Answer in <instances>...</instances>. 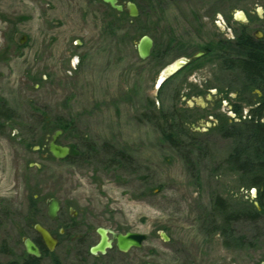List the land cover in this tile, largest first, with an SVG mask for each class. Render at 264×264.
Listing matches in <instances>:
<instances>
[{
	"label": "rangeland",
	"instance_id": "1",
	"mask_svg": "<svg viewBox=\"0 0 264 264\" xmlns=\"http://www.w3.org/2000/svg\"><path fill=\"white\" fill-rule=\"evenodd\" d=\"M134 2L138 16L127 12L114 19L101 0H0V98L14 113L13 121L0 126V264H8L22 249L16 227H22L30 208L36 205L45 219L50 197L60 200L59 215L90 216L103 223L117 218L149 234L153 239L143 246V260L173 263L168 259L172 247L188 264H264V213L232 223V231L244 237L242 247L227 246L225 237L213 234L205 222L217 194L235 207L255 198L240 174L224 167L231 139L204 125L198 129L201 150H193L189 160L165 141L162 122L149 118L154 101L158 114L186 108L188 122L211 121L198 114L203 117L213 109L230 120L237 117L231 100L218 92L206 107H188L192 96L199 95L176 92L179 74L156 88L175 53L157 66L137 52L143 35L164 44L169 27L189 51L211 37L233 39L234 21L224 13L235 9L250 12L253 29L263 27L264 12L258 16V8L264 10V0ZM217 52L201 60L193 85L219 77L225 89L229 78H235L238 71L227 72L215 62ZM257 95V89L247 95L251 104ZM57 117L71 122L59 137L75 147L77 153L69 159L46 151L52 134H43L41 120ZM42 137L44 152L38 145L30 150L29 143ZM116 150L130 160L115 163ZM34 193L37 202L31 199ZM161 231L172 237L171 244L161 239Z\"/></svg>",
	"mask_w": 264,
	"mask_h": 264
},
{
	"label": "flooded vegetation",
	"instance_id": "2",
	"mask_svg": "<svg viewBox=\"0 0 264 264\" xmlns=\"http://www.w3.org/2000/svg\"><path fill=\"white\" fill-rule=\"evenodd\" d=\"M127 2L128 1L122 3ZM259 8L258 16L261 17L264 10L262 8V12L260 13ZM125 10L128 12L127 9ZM239 11L244 13L245 19L239 17ZM218 15L221 17L220 13H218ZM224 15L228 20H233L234 23H239V27L234 25V23L231 24L233 39L220 38L217 36L211 37L203 44L198 45L196 49L189 51L186 46L187 44L180 41L177 36L173 34L174 32L172 28L169 27L171 32L164 44H160L156 36L151 37L153 39V47L149 57H151L152 61L156 62L157 66L165 64V58L172 53H175L174 61L180 58H188L189 61L187 64L171 76L175 77L178 74L181 76L182 82L176 89V92L179 95H199V97L201 93L207 94L206 97L202 96L206 102L205 105L197 102L198 97L196 98L192 96L193 104H190L188 101V107H194L198 105L200 107H206V105L209 104V101L207 100L212 99L219 92L220 96L223 95L225 100H231L233 112L237 116L232 119L239 120L240 116H247L245 115V112L247 111L244 110L245 108H243V105L245 106L246 104H250L248 111H250L253 107L251 104V101L253 100L247 97V95L251 93L247 87H242V85L239 87L237 86L236 82L232 81L233 78H229V80L232 82L227 83V86L224 89L220 87L218 83V80L220 79L219 77H217L216 81L212 83H209L207 80H205V78H201L203 83H199L197 86L192 84L194 78L198 76V72L195 70L201 67V60L205 59V57L209 56V54H212V52L215 50L218 51L216 53V58L214 59L215 62L221 64V69L234 73L237 70H229L224 68L223 62L246 58L245 47L241 45L243 38L255 39L257 41L264 40V25L263 27L260 26L259 28L253 29L251 26L253 19L250 12H247L244 9H235L233 13H224ZM218 22L221 23L222 21L219 19ZM196 29L197 27L195 30ZM236 74L237 75H235V77H239V73ZM187 85H189V87H186ZM258 91L261 95V91ZM211 107L214 108L213 103L211 104ZM148 109L150 110H148L149 114H151L152 107L150 105ZM214 116L216 119H214ZM198 117H206L211 121H205L204 118L199 120L197 119V121L193 120V122H187L186 124L189 125L194 131H198V129L203 130L204 128H202V126L204 125L207 127V129H210L213 128V126L217 127L221 123L220 114L214 111V109L212 110L211 114H203V117L201 114H198ZM208 122L210 124H208ZM48 199L46 200L47 216L45 219L44 217L38 215L39 209L36 205H34L33 208H30L29 217L25 218L22 227H16L18 233L16 242L22 245V249L17 252L16 257L8 261V264H41L43 259L45 260L46 264H188L186 260H179V251L172 247L168 248L171 253V256H169L168 259L173 260V263L161 262L158 260H143V246L148 240L153 239L149 236V234L145 233L146 238L143 240L141 245H131L127 250H123L119 246V239L117 236L118 234L126 235L129 232L141 234L143 232L136 230L135 227H132L126 221H122L121 219L117 218H111L108 220V222L103 223L90 216L75 214L64 216L59 215L62 209L59 199L60 207L58 214L55 217H51L48 212ZM37 201L38 200H36V202ZM36 224H41L51 233L55 241L53 249H50L47 246L40 233L36 230ZM100 229H104L109 245L106 246L104 252L100 250L93 252V247L97 246L102 241V233L100 232ZM160 237L168 244L172 243L171 236L168 235L169 239H164L160 232ZM27 238H30L39 248V256H35L27 252L25 246V240ZM148 252L156 253V250L149 249Z\"/></svg>",
	"mask_w": 264,
	"mask_h": 264
},
{
	"label": "trees",
	"instance_id": "3",
	"mask_svg": "<svg viewBox=\"0 0 264 264\" xmlns=\"http://www.w3.org/2000/svg\"><path fill=\"white\" fill-rule=\"evenodd\" d=\"M126 1L134 0H121V2ZM107 7L109 16L114 19H118L120 14H127L126 10L117 12L109 5ZM12 41L15 43L14 38ZM241 45L245 47L246 58L225 61L223 67L238 71L239 77L232 79L233 82L237 83V86L247 87L251 93L252 90L258 89L261 91V95H257L258 101L252 103L253 107L249 115L240 116L239 120L232 118L229 120L220 115L221 123L215 129L223 137L231 139L232 142V148L224 159V167L239 173L245 185L250 189L252 187L257 188L259 195L253 201L240 202L235 207L227 199L217 194L213 197L211 209L205 214L208 230L213 234L220 233L223 235L226 245L232 247L244 246V237L237 236L232 231V223L244 217L256 220L264 213V40L243 38ZM150 106L152 113L149 114V118L155 122H162L160 126L165 141L180 149L189 157V160V155L193 150H201L198 131H194L186 124L189 121L186 108L178 107L176 113L164 115L158 114V108H156L154 101H150ZM13 119L14 113L8 107L7 102L0 98V126H5ZM41 122H43V134L45 136L53 134L59 128L63 129V133H65L71 127L69 120L58 117L52 120L44 118ZM182 136H186L190 141L186 142ZM43 139L42 137L41 140L29 143V149L32 150L38 145L39 150L44 152ZM70 147L71 154L66 159L77 153L74 145L70 144ZM46 151L48 150L46 149ZM112 157L118 165L126 164L130 160V156L121 150H116ZM31 199L33 201L38 200L35 193L31 195Z\"/></svg>",
	"mask_w": 264,
	"mask_h": 264
},
{
	"label": "water",
	"instance_id": "4",
	"mask_svg": "<svg viewBox=\"0 0 264 264\" xmlns=\"http://www.w3.org/2000/svg\"><path fill=\"white\" fill-rule=\"evenodd\" d=\"M102 1L107 5H109L112 9L116 10L117 12H123L125 9H127L130 16L136 17L140 14L139 7L134 1H128L127 3H122L121 0H102ZM259 11L261 13L262 8H259ZM238 15L240 18L245 19V15L242 11H239ZM26 39L27 36L24 35L21 38L20 43L22 44L25 43ZM152 47H153V39L151 38V36L143 35L137 42V51L139 57L142 59L148 58L151 55ZM188 61H189L188 58H180L174 61L173 63H171L170 65H168L167 67H165L161 71L159 77L157 78L156 88H159L166 79H168L177 71H179L184 65L187 64ZM197 102L202 105L206 104L202 96L197 98ZM189 103L193 104V100H189ZM208 124L210 123L208 122ZM62 134H63V129L59 128L55 130L54 133L51 135L47 145L48 153L53 158L56 159H66L71 154V147L67 144H63L59 142V137ZM35 148L38 149L39 147L36 146ZM257 192H258L257 188L253 187L251 190L253 198L257 196ZM59 207H60V202L57 198L52 197L48 199V212L51 217H55L58 214ZM35 227L36 230L40 233V235L44 239V241L46 242L47 246L50 249H53L55 241L51 233L41 224H36ZM100 232L102 233V241L97 246L93 247L92 249L93 252H97L98 250L104 252L106 246L109 245L107 242V237L105 235L104 229H100ZM161 234L164 239H169L166 232L161 231ZM117 236L119 239V246L123 250H127L131 245H137V246L141 245L143 240H145L146 238L145 233L136 234L131 232L127 233L126 235L118 234ZM25 246L28 253L33 254L35 256L40 255L39 248L30 238H27L25 240ZM146 264H156V263H146Z\"/></svg>",
	"mask_w": 264,
	"mask_h": 264
}]
</instances>
